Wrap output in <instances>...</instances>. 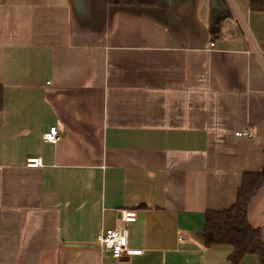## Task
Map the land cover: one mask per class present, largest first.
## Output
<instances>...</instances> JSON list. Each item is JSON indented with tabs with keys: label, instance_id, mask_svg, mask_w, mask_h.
Segmentation results:
<instances>
[{
	"label": "crops",
	"instance_id": "crops-1",
	"mask_svg": "<svg viewBox=\"0 0 264 264\" xmlns=\"http://www.w3.org/2000/svg\"><path fill=\"white\" fill-rule=\"evenodd\" d=\"M228 1L210 47V0H0V264H227L205 215L264 169V12ZM126 209L141 254L115 259ZM248 221L264 242V186Z\"/></svg>",
	"mask_w": 264,
	"mask_h": 264
},
{
	"label": "trees",
	"instance_id": "trees-1",
	"mask_svg": "<svg viewBox=\"0 0 264 264\" xmlns=\"http://www.w3.org/2000/svg\"><path fill=\"white\" fill-rule=\"evenodd\" d=\"M210 6L209 37L211 41L222 37L225 20L231 16L228 0H215ZM110 5L156 7L159 0H107ZM251 11L264 12V0H248ZM214 43V42H213ZM3 110V88L0 86V114ZM264 186V169L257 173H244L236 202L229 210L208 211L202 232L203 244L208 247L228 246L231 252L227 264H241L248 256H256L257 264H264V242L261 230L248 221V207L257 191Z\"/></svg>",
	"mask_w": 264,
	"mask_h": 264
},
{
	"label": "built area",
	"instance_id": "built-area-1",
	"mask_svg": "<svg viewBox=\"0 0 264 264\" xmlns=\"http://www.w3.org/2000/svg\"><path fill=\"white\" fill-rule=\"evenodd\" d=\"M213 44L214 43L211 42L210 47H212ZM61 135V131L56 126H52L42 134V140L50 144H55L60 140ZM237 135L251 137L252 133L250 131H240ZM41 165L42 162L39 157L27 160V167L36 168ZM119 215L117 225L112 229L104 231V233L97 238L99 248L103 253L111 255L115 259L141 254V250L132 249L127 246L128 225L136 220V211L134 209L121 210ZM180 238L181 237H179V239Z\"/></svg>",
	"mask_w": 264,
	"mask_h": 264
},
{
	"label": "water",
	"instance_id": "water-1",
	"mask_svg": "<svg viewBox=\"0 0 264 264\" xmlns=\"http://www.w3.org/2000/svg\"><path fill=\"white\" fill-rule=\"evenodd\" d=\"M216 3H217V2H216L215 0H210V4H211L212 6H217Z\"/></svg>",
	"mask_w": 264,
	"mask_h": 264
},
{
	"label": "rangeland",
	"instance_id": "rangeland-1",
	"mask_svg": "<svg viewBox=\"0 0 264 264\" xmlns=\"http://www.w3.org/2000/svg\"><path fill=\"white\" fill-rule=\"evenodd\" d=\"M229 3V2H228ZM223 247H227V246H219V249H224ZM228 249V248H227Z\"/></svg>",
	"mask_w": 264,
	"mask_h": 264
}]
</instances>
